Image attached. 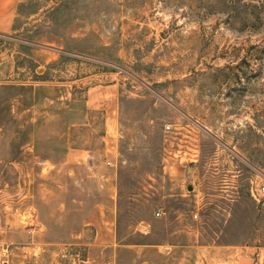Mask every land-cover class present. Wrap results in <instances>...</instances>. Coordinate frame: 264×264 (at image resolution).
Instances as JSON below:
<instances>
[{
  "label": "rangeland",
  "instance_id": "1",
  "mask_svg": "<svg viewBox=\"0 0 264 264\" xmlns=\"http://www.w3.org/2000/svg\"><path fill=\"white\" fill-rule=\"evenodd\" d=\"M19 10L21 36L49 44L47 77L77 75L79 121L93 126L69 130L68 112L31 108L32 93L13 112L16 92L5 93L0 264H182L188 245L258 250L264 264V0H22ZM113 81L117 163L65 164L71 147L100 148L102 114L83 109L85 88ZM22 119L52 137L30 150L45 171L16 166ZM113 196L111 244H96L86 216Z\"/></svg>",
  "mask_w": 264,
  "mask_h": 264
},
{
  "label": "crops",
  "instance_id": "2",
  "mask_svg": "<svg viewBox=\"0 0 264 264\" xmlns=\"http://www.w3.org/2000/svg\"><path fill=\"white\" fill-rule=\"evenodd\" d=\"M22 0H0V102L5 93L14 91L15 96L12 97V110L16 107V101L24 98L25 93H32L33 98L37 99V103L31 108H40L49 106L54 108L55 114L60 111L68 112L70 115L66 124L69 130L78 125L93 126L88 119V114L83 118L82 123L79 121L78 99L75 95V89L78 84V77L75 74L72 78V70L66 69L63 74L55 78L47 77L50 70L47 68L46 51L44 45L48 43L36 41L28 36H21L25 29V24L19 14V8ZM23 47L30 53L19 51ZM41 51V53H39ZM52 58L69 57L71 60L73 54L66 51H50ZM74 57V56H73ZM25 61V62H22ZM53 92V95L50 93ZM121 83L113 81L97 85H89L85 88L83 100V109L87 113L100 112L102 114V129L98 133L101 141L100 148L92 147H71L64 153V163L71 166L85 165L91 171H97L102 166L108 169V165H115L118 161V134L121 122ZM30 107L25 108L24 112H29ZM1 110V109H0ZM81 120V119H80ZM26 122V125L24 123ZM33 131L29 132V121H21V128L27 131L16 132L22 141H26L20 147V159H17V167L22 171L37 172L46 170V160L38 152L37 166L31 168L30 150L34 153L33 147L35 141L46 139L39 130L43 124L34 123ZM38 129V131H36ZM64 131L61 138L66 135ZM71 135V132L69 133ZM69 135V136H70ZM18 138L15 135L14 139ZM52 138V137H47ZM58 138V137H57ZM71 139V136L69 137ZM32 141V142H30ZM32 145V147H30ZM32 148V149H31ZM18 157V158H19ZM40 157L42 159L40 160ZM45 157V156H44ZM53 159V158H52ZM49 160L53 167H59L61 164ZM7 169H13V160L7 162ZM28 173V174H29ZM105 181L110 184L114 181L110 177H105ZM105 185H107V183ZM116 197L110 200H102L97 202L88 212L86 216V224L96 229V244L109 245L110 229L113 226L116 216ZM154 248H159L154 247ZM184 255L190 257L181 259L182 264H258V250L244 249L235 250L233 247L226 246H208V245H188L183 249ZM191 254V255H190Z\"/></svg>",
  "mask_w": 264,
  "mask_h": 264
},
{
  "label": "built area",
  "instance_id": "3",
  "mask_svg": "<svg viewBox=\"0 0 264 264\" xmlns=\"http://www.w3.org/2000/svg\"><path fill=\"white\" fill-rule=\"evenodd\" d=\"M263 190H264V187H263ZM160 215H161V212H158L157 216H160ZM194 216L197 217V214H195Z\"/></svg>",
  "mask_w": 264,
  "mask_h": 264
},
{
  "label": "water",
  "instance_id": "4",
  "mask_svg": "<svg viewBox=\"0 0 264 264\" xmlns=\"http://www.w3.org/2000/svg\"><path fill=\"white\" fill-rule=\"evenodd\" d=\"M190 189H192V186H190Z\"/></svg>",
  "mask_w": 264,
  "mask_h": 264
}]
</instances>
